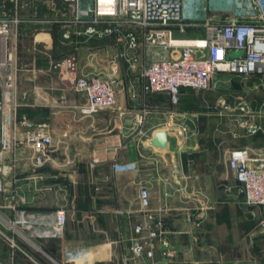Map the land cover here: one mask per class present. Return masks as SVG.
I'll return each mask as SVG.
<instances>
[{
    "label": "crops",
    "instance_id": "crops-1",
    "mask_svg": "<svg viewBox=\"0 0 264 264\" xmlns=\"http://www.w3.org/2000/svg\"><path fill=\"white\" fill-rule=\"evenodd\" d=\"M60 1L18 0L24 7H17L15 0H0V14L17 15L21 20L15 29L22 67L19 119L32 127L47 126L53 139L51 161L36 169L31 150L3 148L0 118V180L5 183L0 193V229L14 235L6 223L16 217L14 208L41 214L63 208L69 216L65 238L38 241L49 256L62 261L65 253L81 252L89 264H124L135 225L142 220L139 186L146 184L151 187V209L170 210L169 256L158 247L153 260L130 264H264L262 210L247 204L242 185L228 164L229 152L241 149L248 138H197L198 116L182 106L190 90L182 91L177 108L171 106L167 95L146 96L142 92V69L156 53L144 49L130 52L126 42H116V36L74 35L65 40L64 26L73 12L68 5H56L66 4ZM183 15L199 26L176 32V41L205 38V22L244 20L236 0H187ZM77 29L84 32L86 27ZM70 54L77 56L76 72L54 68ZM111 63L119 67L116 107L84 115L87 99L77 91V80L82 75L105 76ZM223 76L241 79L244 99L239 98L238 107L230 98L219 99L220 114L229 117L239 111L240 117L252 118L251 127L260 130L252 134L255 138H251L250 148L264 153V147L257 144L264 143V75L219 74L210 91L200 92L204 100L211 101ZM251 94L261 98L254 100ZM143 108L151 111L145 126L149 138L139 148L131 139L132 119ZM182 125L191 126L193 136L184 141L170 133L167 149L151 144L167 126ZM25 130L20 128V136ZM222 130L229 132L230 128ZM189 212L205 216L198 232L185 222ZM25 248L35 257L29 247ZM37 256L47 264L42 255ZM0 261L10 264L8 245L2 237ZM15 264L33 263L19 254Z\"/></svg>",
    "mask_w": 264,
    "mask_h": 264
},
{
    "label": "built area",
    "instance_id": "built-area-1",
    "mask_svg": "<svg viewBox=\"0 0 264 264\" xmlns=\"http://www.w3.org/2000/svg\"><path fill=\"white\" fill-rule=\"evenodd\" d=\"M50 1V0H35ZM73 12L67 21L65 40L73 36L86 35L90 38L108 39L116 36L117 43L126 42L130 52L144 49L154 51L155 58L146 64L141 73L144 95H167L173 108L181 103L184 89L207 92L213 87L219 74L264 75V0H236L239 16L223 23L205 22L206 37L190 42L176 41L175 33L199 26L188 21L183 15L187 0H61ZM20 7L18 0H15ZM24 7V6H22ZM16 15L0 14V118L3 125V148L8 151L29 149L34 154L35 168L39 169L51 161L53 139L45 125L32 127L18 116L19 84L22 67L19 64L15 29L20 23ZM85 26L84 32L78 31ZM244 52L243 56L229 58L232 53ZM126 60L128 55L123 54ZM67 73L78 70V59L70 54L55 65ZM119 67L111 63L105 75H82L77 80L76 89L86 96L87 103L82 108L84 115H94L103 110H111L118 103ZM244 111V109H242ZM151 111L143 108L132 119L131 139L137 146L149 138L146 122ZM24 127V135L19 130ZM166 127L168 134H177L184 141L193 136L188 125ZM253 133L260 130L253 127ZM182 152V147L179 148ZM228 164L236 180L242 185V192L248 205L261 208V227H264V153L251 148L234 149L229 152ZM5 190L0 180V193ZM182 191V190H179ZM139 209L142 220L135 225V236L123 255V263L137 260H153L158 247L169 256L170 242L167 215L169 209H151V187L139 186ZM17 215L7 221L9 235L0 229L9 249V262L15 264L22 254L33 264H43L37 253L47 264H89L81 252L65 253L62 261L49 256L38 241L62 240L66 236L69 216L66 209L58 208L50 213H30L14 208ZM205 216L187 213L185 222L198 232ZM36 248L35 257L27 248ZM37 256V257H36ZM0 264H4L0 261Z\"/></svg>",
    "mask_w": 264,
    "mask_h": 264
},
{
    "label": "rangeland",
    "instance_id": "rangeland-1",
    "mask_svg": "<svg viewBox=\"0 0 264 264\" xmlns=\"http://www.w3.org/2000/svg\"><path fill=\"white\" fill-rule=\"evenodd\" d=\"M55 1L56 0H50L49 2ZM56 5L65 8L68 7L67 4L61 5V3H56ZM221 78L222 81L219 84V87H217V89L215 90V95L211 96V101H208L207 99L204 100L203 97H201L202 95L200 94V92L198 93L197 91L190 90L187 92V96L184 97L185 101H183L182 106L187 109L188 113H193L195 116H198L195 119L196 121H198V123H196L198 134L197 138H248L245 142H242L240 146L241 148H250L253 144L251 138H255L253 137L254 135H252V130L254 128L251 127L253 125V119L249 116L240 117L238 115L239 111L232 112L229 117H223L220 114L222 105L219 99H223V97L230 98L233 105L234 103H237V107L241 102L239 98L244 99L242 81L240 78L233 79L230 76H223ZM251 98L257 100L261 97L256 96L255 94H251ZM197 101H199L198 104L196 103ZM226 126L228 127V129L230 128L229 132H225L224 130H222L225 129ZM190 128L192 129L191 126ZM171 129L175 130V128L173 127ZM257 144L259 145V147H264V143L260 141L257 142ZM30 249L35 255L36 248Z\"/></svg>",
    "mask_w": 264,
    "mask_h": 264
},
{
    "label": "water",
    "instance_id": "water-1",
    "mask_svg": "<svg viewBox=\"0 0 264 264\" xmlns=\"http://www.w3.org/2000/svg\"><path fill=\"white\" fill-rule=\"evenodd\" d=\"M244 52L232 53L229 58L243 56ZM154 147L167 149L169 146V134L166 131L158 132L151 143Z\"/></svg>",
    "mask_w": 264,
    "mask_h": 264
}]
</instances>
